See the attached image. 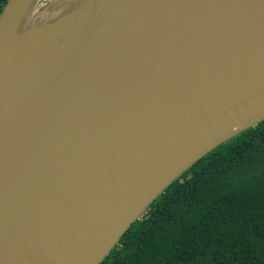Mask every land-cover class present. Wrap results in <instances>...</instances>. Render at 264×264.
I'll return each mask as SVG.
<instances>
[{"label": "water", "instance_id": "obj_1", "mask_svg": "<svg viewBox=\"0 0 264 264\" xmlns=\"http://www.w3.org/2000/svg\"><path fill=\"white\" fill-rule=\"evenodd\" d=\"M26 1L0 12L1 49L22 28L2 109L27 113L0 161V264H99L182 172L264 121V0H30L9 36Z\"/></svg>", "mask_w": 264, "mask_h": 264}, {"label": "trees", "instance_id": "obj_2", "mask_svg": "<svg viewBox=\"0 0 264 264\" xmlns=\"http://www.w3.org/2000/svg\"><path fill=\"white\" fill-rule=\"evenodd\" d=\"M99 264H264V121L182 172Z\"/></svg>", "mask_w": 264, "mask_h": 264}, {"label": "bare ground", "instance_id": "obj_3", "mask_svg": "<svg viewBox=\"0 0 264 264\" xmlns=\"http://www.w3.org/2000/svg\"><path fill=\"white\" fill-rule=\"evenodd\" d=\"M29 4H30V0H27L23 5V7L21 8V10L14 17L12 21V26L10 27L11 33L9 36L12 35L13 30L16 28V26L22 19ZM6 92H7L6 89L5 91L3 90L2 92H0V161L1 162L5 155V151L9 150L18 130L20 129V127L23 125V123L27 118L26 111H20L14 115L5 114V112L2 109V101H3V95Z\"/></svg>", "mask_w": 264, "mask_h": 264}, {"label": "rangeland", "instance_id": "obj_4", "mask_svg": "<svg viewBox=\"0 0 264 264\" xmlns=\"http://www.w3.org/2000/svg\"><path fill=\"white\" fill-rule=\"evenodd\" d=\"M35 1H37V3H38L37 6H40V5H43L42 3H44L45 0H35ZM47 1L48 0H46V3H47ZM43 8H44V5L40 9H43ZM45 20L46 19H45L44 14L43 15L40 14V16H39L38 20H36V22L39 25H41V24H43L45 22ZM21 29L19 27V30L16 31L15 35H12L13 37L11 38L10 41H8V44L7 45H5V46L3 45L2 46V49L0 47V66L1 65H4L8 60H11V61L14 60L13 59L14 58L13 55L16 52V49L17 50L20 49L18 47H20L19 44H21V38H20V35H19V33H21Z\"/></svg>", "mask_w": 264, "mask_h": 264}]
</instances>
